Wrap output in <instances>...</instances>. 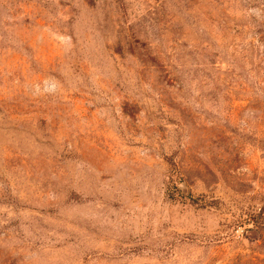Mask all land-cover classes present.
<instances>
[{
	"label": "rangeland",
	"instance_id": "1",
	"mask_svg": "<svg viewBox=\"0 0 264 264\" xmlns=\"http://www.w3.org/2000/svg\"><path fill=\"white\" fill-rule=\"evenodd\" d=\"M0 264H264V0H0Z\"/></svg>",
	"mask_w": 264,
	"mask_h": 264
}]
</instances>
